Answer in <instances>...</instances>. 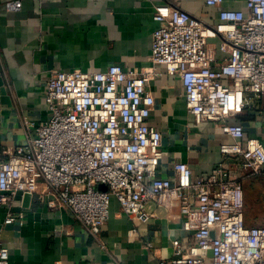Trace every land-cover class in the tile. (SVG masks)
I'll return each mask as SVG.
<instances>
[{
    "label": "built area",
    "instance_id": "1",
    "mask_svg": "<svg viewBox=\"0 0 264 264\" xmlns=\"http://www.w3.org/2000/svg\"><path fill=\"white\" fill-rule=\"evenodd\" d=\"M22 1L7 7L18 10ZM204 2L218 9L215 23L181 9L155 12L149 65L140 70L114 64L103 72H50L46 120L35 125L22 117L25 143L0 150L6 222L23 225V209L11 206L27 194L49 210L65 209L103 248L100 234L113 200L141 223L149 221L151 203L176 205L191 245L172 240V256L158 264H264V226L246 224L243 191L245 181L264 176V144L229 123L236 111L264 104V0ZM227 2L242 8H226ZM158 67L179 79L195 123L219 127L228 140L219 153L222 161L235 159L234 168L220 163L193 177L181 166L176 182L157 175L163 136L148 122L154 98L147 85ZM8 261L0 245V264Z\"/></svg>",
    "mask_w": 264,
    "mask_h": 264
},
{
    "label": "crops",
    "instance_id": "2",
    "mask_svg": "<svg viewBox=\"0 0 264 264\" xmlns=\"http://www.w3.org/2000/svg\"><path fill=\"white\" fill-rule=\"evenodd\" d=\"M12 1L0 0V150L25 143L22 117L35 125L46 120L50 72H103L114 64L140 70L149 65L157 10L181 9L207 23H215L218 13L204 0H23L20 9L10 10ZM224 7L242 8L231 2ZM156 71L147 88L154 98L148 122L163 136L157 175L176 182L181 166L193 177L206 176L220 163L234 168L235 159L222 161L219 153L228 141L219 127L195 123L179 79L161 67ZM229 123L242 125L244 138L264 144V104L236 111ZM22 203L17 198L11 206L23 209L22 226L6 222L7 208L0 207V245L9 251L8 264H158L172 256V240L185 249L191 245L176 205L151 203V217L141 223L122 214L113 200L100 234L102 248L65 209L49 210L35 197L26 208Z\"/></svg>",
    "mask_w": 264,
    "mask_h": 264
},
{
    "label": "rangeland",
    "instance_id": "3",
    "mask_svg": "<svg viewBox=\"0 0 264 264\" xmlns=\"http://www.w3.org/2000/svg\"><path fill=\"white\" fill-rule=\"evenodd\" d=\"M255 180L256 186L244 191L245 214L252 218L253 225L264 226V176Z\"/></svg>",
    "mask_w": 264,
    "mask_h": 264
},
{
    "label": "trees",
    "instance_id": "4",
    "mask_svg": "<svg viewBox=\"0 0 264 264\" xmlns=\"http://www.w3.org/2000/svg\"><path fill=\"white\" fill-rule=\"evenodd\" d=\"M258 178H260V177L253 178L247 184H243V191L250 190L253 188V186H256V183H255L256 180L255 179H258ZM245 222H246V224H253L252 218L247 216L246 214H245Z\"/></svg>",
    "mask_w": 264,
    "mask_h": 264
},
{
    "label": "water",
    "instance_id": "5",
    "mask_svg": "<svg viewBox=\"0 0 264 264\" xmlns=\"http://www.w3.org/2000/svg\"><path fill=\"white\" fill-rule=\"evenodd\" d=\"M99 189L100 190H102V191H106V187H104V186H99ZM29 202H30V196L29 195H24V197H23V203H22V205H23V207H28L29 206ZM209 256H211V252H208L207 253Z\"/></svg>",
    "mask_w": 264,
    "mask_h": 264
}]
</instances>
